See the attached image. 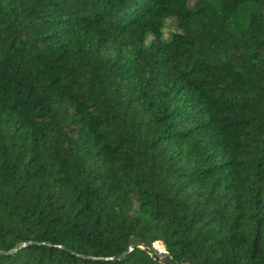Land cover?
Segmentation results:
<instances>
[{"label":"trees","instance_id":"16d2710c","mask_svg":"<svg viewBox=\"0 0 264 264\" xmlns=\"http://www.w3.org/2000/svg\"><path fill=\"white\" fill-rule=\"evenodd\" d=\"M133 236L264 264V0H0V264Z\"/></svg>","mask_w":264,"mask_h":264},{"label":"water","instance_id":"95a60500","mask_svg":"<svg viewBox=\"0 0 264 264\" xmlns=\"http://www.w3.org/2000/svg\"><path fill=\"white\" fill-rule=\"evenodd\" d=\"M18 247H19V245L16 248H18ZM137 247H142V248L148 249L149 251H151L157 258H159L165 264H172V262L169 258V255L165 251H163L162 244H159L158 246H154V245H151L147 242H143L140 239L133 236L130 239L129 251H131Z\"/></svg>","mask_w":264,"mask_h":264},{"label":"rangeland","instance_id":"374dc122","mask_svg":"<svg viewBox=\"0 0 264 264\" xmlns=\"http://www.w3.org/2000/svg\"><path fill=\"white\" fill-rule=\"evenodd\" d=\"M170 25H171V21H167V22H166V26H167V27H170ZM168 29L170 30V28H168ZM166 30H167V29H166ZM166 30H165V31H166ZM163 251H164V249H163Z\"/></svg>","mask_w":264,"mask_h":264}]
</instances>
